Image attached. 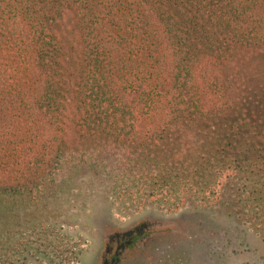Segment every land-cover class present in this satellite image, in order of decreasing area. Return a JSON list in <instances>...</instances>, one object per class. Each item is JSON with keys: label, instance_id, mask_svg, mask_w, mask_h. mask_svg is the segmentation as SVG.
Segmentation results:
<instances>
[{"label": "trees", "instance_id": "1", "mask_svg": "<svg viewBox=\"0 0 264 264\" xmlns=\"http://www.w3.org/2000/svg\"><path fill=\"white\" fill-rule=\"evenodd\" d=\"M246 52L264 54V0H0V195L110 146L125 194L219 197L264 225V68Z\"/></svg>", "mask_w": 264, "mask_h": 264}, {"label": "rangeland", "instance_id": "2", "mask_svg": "<svg viewBox=\"0 0 264 264\" xmlns=\"http://www.w3.org/2000/svg\"><path fill=\"white\" fill-rule=\"evenodd\" d=\"M71 26L72 17L67 14L63 21L64 34L70 33ZM256 64L264 68L263 53L246 52L238 56L237 65L242 69ZM112 149L116 152L114 147L100 146L69 154L38 183L13 195H0V258L11 256V263L13 260L15 264L79 263L84 256L82 246L93 238L90 232L93 220L101 212L119 223L149 211L167 215L170 209L159 200L144 203L135 192H130L135 196L132 198L142 203L118 200L125 196L111 189L119 159ZM222 217L219 214L223 223ZM12 250L16 256L11 255Z\"/></svg>", "mask_w": 264, "mask_h": 264}, {"label": "flooded vegetation", "instance_id": "3", "mask_svg": "<svg viewBox=\"0 0 264 264\" xmlns=\"http://www.w3.org/2000/svg\"><path fill=\"white\" fill-rule=\"evenodd\" d=\"M111 189L123 193L125 198L119 201H154L137 193V199L144 200L135 201L114 177ZM219 202V197L210 204L160 202L170 209L167 215L149 211L126 223L101 212L92 223L93 238L82 246L83 259L73 264H264L263 220ZM219 214L225 222H220ZM11 255L16 256L13 250ZM11 258H0V264H15Z\"/></svg>", "mask_w": 264, "mask_h": 264}]
</instances>
